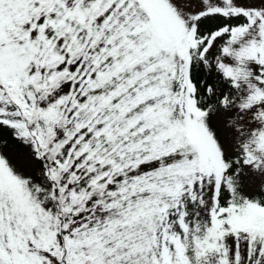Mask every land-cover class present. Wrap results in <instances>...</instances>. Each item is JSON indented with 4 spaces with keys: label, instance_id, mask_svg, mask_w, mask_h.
I'll return each instance as SVG.
<instances>
[{
    "label": "snow or ice",
    "instance_id": "snow-or-ice-1",
    "mask_svg": "<svg viewBox=\"0 0 264 264\" xmlns=\"http://www.w3.org/2000/svg\"><path fill=\"white\" fill-rule=\"evenodd\" d=\"M0 264H264V0H0Z\"/></svg>",
    "mask_w": 264,
    "mask_h": 264
}]
</instances>
